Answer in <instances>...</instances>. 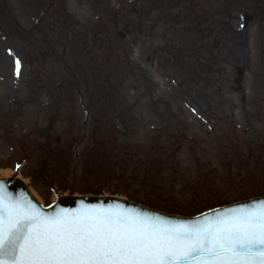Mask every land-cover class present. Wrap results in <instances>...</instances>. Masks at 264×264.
Returning a JSON list of instances; mask_svg holds the SVG:
<instances>
[{"label":"rangeland","instance_id":"obj_1","mask_svg":"<svg viewBox=\"0 0 264 264\" xmlns=\"http://www.w3.org/2000/svg\"><path fill=\"white\" fill-rule=\"evenodd\" d=\"M0 173L42 205L263 194L264 0H0Z\"/></svg>","mask_w":264,"mask_h":264},{"label":"snow or ice","instance_id":"obj_2","mask_svg":"<svg viewBox=\"0 0 264 264\" xmlns=\"http://www.w3.org/2000/svg\"><path fill=\"white\" fill-rule=\"evenodd\" d=\"M0 264H264V198L192 220L83 201L47 212L0 180Z\"/></svg>","mask_w":264,"mask_h":264},{"label":"water","instance_id":"obj_3","mask_svg":"<svg viewBox=\"0 0 264 264\" xmlns=\"http://www.w3.org/2000/svg\"><path fill=\"white\" fill-rule=\"evenodd\" d=\"M244 20H245V24H247L248 21L251 20V17L245 16ZM238 74L241 75L242 71L238 70ZM236 82L238 83L239 80H236ZM0 180H4L7 182L8 191L10 193H12L15 197H20L21 195H24L28 199H31L33 203L40 206L37 203V201L35 200V198L32 196V194L30 193L28 187L20 179H18L16 177V175H14L10 178H0ZM262 198H264V196ZM262 198H259V199H262ZM259 199H256V200H259ZM81 201H83L85 204H88V205L104 204L105 206H107L109 204H113V203H119V204H122L123 206H125L127 208H134V209H137L141 212H148L150 214L160 215V216H163L169 220H192V219H196V218H203V216L205 215L204 214V215H201L199 217H195V218H191V219L178 217V216H171V215H166V214H163L160 212L153 211V210L148 209L146 207L137 205L133 202L126 201L124 199L105 197V196H102V197H97V196H83V197L79 196L78 197V196H72V195L63 196V197H59L57 199V201L53 205H51L50 207L43 208V209L47 212H52V211L56 210L57 208H62V209H66V210H75L78 207H80ZM253 201H255V200H253ZM253 201H248V202H244V203H240V204H248V203H252ZM237 205H239V204L224 207V208H221L219 210L222 211L226 208L235 207ZM215 211L209 212V213H207V215H213L215 213Z\"/></svg>","mask_w":264,"mask_h":264},{"label":"trees","instance_id":"obj_4","mask_svg":"<svg viewBox=\"0 0 264 264\" xmlns=\"http://www.w3.org/2000/svg\"><path fill=\"white\" fill-rule=\"evenodd\" d=\"M60 155H61V153L58 154V157H60ZM253 173L249 177L246 176V181L249 182L248 180H251V181H253L255 183V185H258V183L255 182V178H254V174ZM89 192L96 193V194L99 193V191H93V187L91 188V190L85 189V191L83 193H89ZM238 199L239 198H235L234 201H236ZM143 203L148 204L146 202H143ZM223 204H226V202L225 203L224 202H219L218 204H205V205L202 206V208H203V210H205V209L214 208L216 206H220V205H223ZM148 205H150L151 207H155V208L158 207L154 203H149Z\"/></svg>","mask_w":264,"mask_h":264},{"label":"bare ground","instance_id":"obj_5","mask_svg":"<svg viewBox=\"0 0 264 264\" xmlns=\"http://www.w3.org/2000/svg\"><path fill=\"white\" fill-rule=\"evenodd\" d=\"M10 174H7V173H0V178H7L9 177ZM17 177L21 178L20 175H18Z\"/></svg>","mask_w":264,"mask_h":264}]
</instances>
